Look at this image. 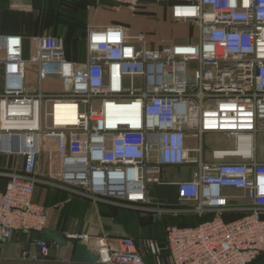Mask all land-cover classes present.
I'll return each mask as SVG.
<instances>
[{"label":"built area","instance_id":"1","mask_svg":"<svg viewBox=\"0 0 264 264\" xmlns=\"http://www.w3.org/2000/svg\"><path fill=\"white\" fill-rule=\"evenodd\" d=\"M113 10H168L170 20L195 28V39L155 42L156 30H131L122 22L87 26L85 59H69L64 38L0 36V154L21 157L3 168L0 244L14 231L40 234L48 211L34 201L37 184L93 201L202 218L168 225L163 244L122 237L112 247L100 236L69 235L93 242L106 264H254L264 257V0H103ZM150 18L156 16L150 13ZM171 21V22H172ZM45 82L59 89H44ZM74 106V124L55 121V107ZM218 134L229 144H205ZM51 169L38 173L41 159ZM190 166L176 181L188 207L155 206L148 183H161L165 167ZM58 170V174L54 170ZM240 188L247 211L225 220ZM234 209V208H233ZM213 213L210 217L205 216ZM46 256L61 247L37 237ZM22 256H27L22 251Z\"/></svg>","mask_w":264,"mask_h":264},{"label":"crops","instance_id":"2","mask_svg":"<svg viewBox=\"0 0 264 264\" xmlns=\"http://www.w3.org/2000/svg\"><path fill=\"white\" fill-rule=\"evenodd\" d=\"M119 12L120 10H113L102 0H0V36L9 33L24 35L25 55L27 56L30 43L34 44L33 37L50 33L61 35L64 38L67 33H72L73 36H77V40L80 41L78 43L83 45V55L82 57L72 55L73 50L67 46V56L69 59L82 61L85 59L83 36L87 26H105L113 22H122L129 26V22L133 24L129 26L133 31L158 29L162 32L172 24L168 14L152 18L149 16L146 19L135 18L133 14L132 20H129ZM174 40L176 39H167L166 42ZM51 84L45 82L44 89L60 88V86L51 87ZM213 136L218 139L219 143H230L218 134H210L207 137ZM258 138H264V135ZM258 138L257 148L260 155L264 142L259 143ZM21 164V157L0 154V170L20 168ZM50 169L49 160L42 158L38 165V173L44 175ZM191 169L190 166L165 167L161 177L163 182L147 184V194L153 204L162 208L190 206L178 201L175 182L190 179ZM54 171L56 174L59 172L57 169ZM6 181L7 177L0 176V188L5 185ZM223 192L233 196L228 201L229 208L222 211L225 220L239 217L251 205L245 192L240 188H224ZM34 201L48 211L45 228L63 232L66 235L67 244L61 245L53 257L39 258V248L35 244V239L41 238V233L14 231L10 239L0 244V264H106L100 261L94 263L74 261V242L69 239V235L87 233L92 237L100 236L112 247H117L120 239L125 236L133 238L138 244L143 239H154L163 244L168 225L189 223V221L194 222L198 219L193 214L174 215L108 202H96L90 198L70 194L40 183L35 187ZM211 215L213 213L210 212L205 217L208 218ZM87 245L92 249L93 242L89 241ZM22 251H26L27 256H22ZM145 263H152L150 256H145Z\"/></svg>","mask_w":264,"mask_h":264},{"label":"rangeland","instance_id":"3","mask_svg":"<svg viewBox=\"0 0 264 264\" xmlns=\"http://www.w3.org/2000/svg\"><path fill=\"white\" fill-rule=\"evenodd\" d=\"M105 3H108V2H105ZM108 5L111 6V4H108ZM147 8H148V10L146 9V13H138V14L135 15V18L138 17L139 19L140 18L146 19V18L149 17V14H147V13L154 14V15L159 16V17H161V15H166L167 16V14H168V10H166L165 7L157 5V4L149 5ZM119 10H120L119 13H122V16L124 18H127L129 20L131 18H133V14L129 13L128 11H123L124 9H122V8H120ZM128 24H129V26H133L132 23L128 22ZM194 33H195V28L194 27L188 26L187 24H184V23H181V22L172 21V24H170V26L166 29V31L159 32L158 29H156L155 34L153 36V39H155V42L157 41V42H164V43L166 42L167 39L168 40L176 39L173 42H181L183 39L185 41V40H187V39H189L191 37H192L191 39H195L194 38V35H195ZM78 42H80V41L76 39L72 43H70L68 46L70 47V49L73 50L72 55H78V57H82V55H83L82 54L83 53V45L79 44ZM50 83H52L51 87H59V84H57V83H53V82H50ZM262 135H264V133L260 134L259 137L262 136ZM258 142L259 143H261V142L263 143L264 142V138H260V139L258 138ZM205 144L207 146H209V145L212 146V145L219 144V142H218V139L213 136V137L205 138ZM254 264H264V257L260 258Z\"/></svg>","mask_w":264,"mask_h":264},{"label":"water","instance_id":"4","mask_svg":"<svg viewBox=\"0 0 264 264\" xmlns=\"http://www.w3.org/2000/svg\"><path fill=\"white\" fill-rule=\"evenodd\" d=\"M41 239L46 240L47 242L50 243L55 242L63 246L67 244V238L63 232L48 228L42 230ZM55 252H56L55 249L50 248L48 254L46 256H43L39 250V258L53 257L55 255ZM73 260L87 262V263H94L99 260V257L88 247L87 244L82 242H74Z\"/></svg>","mask_w":264,"mask_h":264},{"label":"bare ground","instance_id":"5","mask_svg":"<svg viewBox=\"0 0 264 264\" xmlns=\"http://www.w3.org/2000/svg\"><path fill=\"white\" fill-rule=\"evenodd\" d=\"M55 121L60 123L74 124L76 122V111L74 106L55 107Z\"/></svg>","mask_w":264,"mask_h":264},{"label":"trees","instance_id":"6","mask_svg":"<svg viewBox=\"0 0 264 264\" xmlns=\"http://www.w3.org/2000/svg\"><path fill=\"white\" fill-rule=\"evenodd\" d=\"M76 20V19H75ZM77 21H78V19H77ZM70 31H71V29H70ZM77 39V36H73L72 35V33H67L66 34V36H64V42H65V47L67 48V46L70 44V43H72L74 40H76ZM67 54H68V52H67ZM202 220V218H199L198 217V219L197 220H195L194 222H191V221H189V223L188 222H183V223H179V224H177V225H179V226H184V225H192V224H196V223H198L199 221H201Z\"/></svg>","mask_w":264,"mask_h":264}]
</instances>
